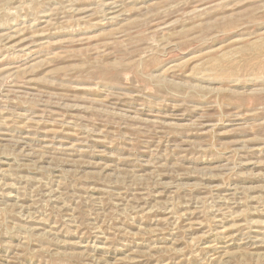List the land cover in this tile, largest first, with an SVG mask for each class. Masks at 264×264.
Instances as JSON below:
<instances>
[{
    "label": "rangeland",
    "instance_id": "rangeland-1",
    "mask_svg": "<svg viewBox=\"0 0 264 264\" xmlns=\"http://www.w3.org/2000/svg\"><path fill=\"white\" fill-rule=\"evenodd\" d=\"M0 264H264V0H0Z\"/></svg>",
    "mask_w": 264,
    "mask_h": 264
}]
</instances>
